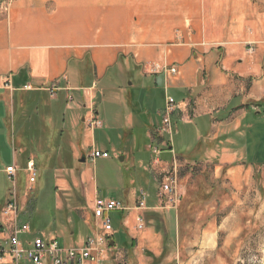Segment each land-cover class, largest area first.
Returning a JSON list of instances; mask_svg holds the SVG:
<instances>
[{"label": "crops", "instance_id": "crops-1", "mask_svg": "<svg viewBox=\"0 0 264 264\" xmlns=\"http://www.w3.org/2000/svg\"><path fill=\"white\" fill-rule=\"evenodd\" d=\"M154 65L175 67L177 75L153 73ZM53 85L57 91L51 95ZM168 97L179 106L174 133L181 123L187 148L202 155L193 163L213 160L214 170L226 169L238 197H261L264 0H9L0 12V209L12 187L6 169L16 166L17 181L28 161L36 166L38 155H45L39 167L49 168L48 150L64 136L65 123L69 139L82 123L79 145L70 149L75 163L86 161L96 130L130 138L132 148L143 135L159 151H172L173 140L154 135ZM92 118L100 127L89 126ZM176 158L180 170L193 164ZM169 163L152 160L156 181ZM56 180L64 189L69 185L64 174ZM16 181L21 220L37 191L28 195L29 187L18 189ZM86 181L92 179L83 171ZM82 191L80 208L72 210L86 229L78 244L90 238L91 223L96 225L92 205L99 197L94 183ZM179 194L182 198L180 188ZM125 197L121 203L132 208L137 193L128 189ZM162 205L155 196L144 211L116 213L127 243L116 247L113 228L115 255L101 264H181L173 251L177 207ZM137 215L145 226L135 232ZM30 228L28 238L36 237Z\"/></svg>", "mask_w": 264, "mask_h": 264}, {"label": "rangeland", "instance_id": "rangeland-1", "mask_svg": "<svg viewBox=\"0 0 264 264\" xmlns=\"http://www.w3.org/2000/svg\"><path fill=\"white\" fill-rule=\"evenodd\" d=\"M8 1L0 0V12ZM81 124L74 130L77 136L81 134ZM58 125L61 127V122ZM62 128H65L64 136L56 137L47 153L49 168L39 167L45 155L37 156L36 183L30 185L24 172L15 181L18 189L29 187L28 195L34 189L37 191L33 202L23 208L25 212L21 220L30 224L35 236L55 239L66 248L81 247L83 244L77 241L83 240L86 234L82 222L72 211L76 207L80 208V195L84 191L82 187L88 189L94 183L99 197L120 202L125 200L128 189L137 194L143 191L149 198H153L158 190V181L150 171L153 159L170 161L172 156L180 155L190 163L202 160V155L187 148L189 139L184 136L181 123L177 126L179 133H174L171 138L173 150L166 153L159 151L156 157L152 152L157 146L143 135H140L136 146L132 148L130 138L105 135L96 130L93 143L90 141L83 155L86 161L80 164L75 163L70 154L72 146L78 147L79 138L74 135L69 139L67 123ZM166 138L169 140V137ZM94 140L96 149L93 146ZM98 150L106 151L109 159L91 160L90 154ZM125 152L127 159L125 162L119 161ZM261 158L263 160L264 156ZM215 164L213 160L211 163H193L179 172L178 184L182 198L176 208L179 230L175 241L178 247L173 251L178 253L181 264H264V191H259L261 197H238L240 194H236L238 191L227 179L226 169L216 171ZM83 171L92 182H83ZM259 173L264 176V166ZM61 174L69 179L66 190L56 184ZM111 218L114 230L118 231L113 242L121 249L127 240L120 230L116 213ZM89 231V237L93 238L96 234L94 222ZM114 255L115 252L109 248L101 260ZM102 264H112V261Z\"/></svg>", "mask_w": 264, "mask_h": 264}, {"label": "built area", "instance_id": "built-area-1", "mask_svg": "<svg viewBox=\"0 0 264 264\" xmlns=\"http://www.w3.org/2000/svg\"><path fill=\"white\" fill-rule=\"evenodd\" d=\"M151 71L177 75L175 67L166 69L154 65ZM48 91L53 95L57 88L53 85ZM177 110H179V106L175 100L171 97L166 98L164 108L161 111L160 124L154 131L155 137L167 136L171 143L174 134L172 117ZM89 126L97 128L100 127V123L92 118L89 121ZM152 153L155 157L158 156V146L153 149ZM108 157L107 153L99 151H93L90 156L93 161ZM157 160L158 158H155V162ZM179 170L180 165L174 155L169 166L160 169L157 173L158 190L156 196L162 201V206L175 208L180 201ZM25 172L28 183L33 186L37 175L32 160L26 163ZM6 173L11 180L12 187L9 190L5 205L0 209V264H101V256L110 248L114 233L111 215L128 211H144L149 198L143 191H140L137 194L135 205L130 208L115 199L96 197L92 205V215L96 220V234L93 238H88L81 247L66 248L60 246L55 239L37 236L28 238L32 234L31 228L28 223H23L19 218L21 207L18 203L15 186L16 166L8 167ZM144 226L143 217L137 215L132 230L141 231ZM22 237L25 238L22 239Z\"/></svg>", "mask_w": 264, "mask_h": 264}, {"label": "water", "instance_id": "water-1", "mask_svg": "<svg viewBox=\"0 0 264 264\" xmlns=\"http://www.w3.org/2000/svg\"><path fill=\"white\" fill-rule=\"evenodd\" d=\"M119 161H122V159L120 158ZM81 162H84V158L81 159Z\"/></svg>", "mask_w": 264, "mask_h": 264}]
</instances>
